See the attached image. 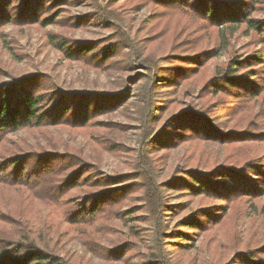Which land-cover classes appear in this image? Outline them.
Instances as JSON below:
<instances>
[{"label":"trees","instance_id":"16d2710c","mask_svg":"<svg viewBox=\"0 0 264 264\" xmlns=\"http://www.w3.org/2000/svg\"><path fill=\"white\" fill-rule=\"evenodd\" d=\"M120 1L105 0L102 7L98 0H0V30L100 26L111 35L95 41L50 38L65 60L85 69L147 70L140 87L146 92L139 163L129 175L109 177L77 152L26 149L8 136L49 126L95 127L98 117L123 104L129 88L119 96L73 93L40 74L6 77L0 84V198L10 204L15 198L18 206L11 212L0 209V264H83L65 250V237H79L108 261L128 262L134 242L105 248L97 241L131 211L142 212L153 224L152 259L139 264H178L203 234L209 240L220 234L239 248L228 264H264V237L253 231L244 243L239 230V222L264 200V0ZM83 4L92 5V13L63 17ZM140 8H149L150 15L131 36L123 13ZM243 38L237 49L233 42ZM189 84L199 87V102L164 120L165 94ZM183 146L189 147L188 156L161 181L159 166ZM210 147L220 148L222 155ZM169 192L197 204L174 208L165 198ZM135 201L140 208L123 212ZM38 205L50 211L37 228Z\"/></svg>","mask_w":264,"mask_h":264},{"label":"rangeland","instance_id":"374dc122","mask_svg":"<svg viewBox=\"0 0 264 264\" xmlns=\"http://www.w3.org/2000/svg\"><path fill=\"white\" fill-rule=\"evenodd\" d=\"M125 0L119 3L122 5ZM102 7L105 0H98ZM94 10L90 4L70 7L63 14V17L80 18L89 15ZM118 13V11H116ZM120 16L121 14H117ZM123 13L124 18H129V25L132 28L131 36L136 34L139 27L148 19L149 8L132 10L128 14ZM124 26V27H123ZM122 30H125V22ZM111 31L96 25L84 28L72 29L65 26H5L0 30V84L6 81V77L25 78L31 75H42L48 77L53 84L64 91L73 93L92 92L100 95L124 94L129 88L128 97L124 94L123 104L114 112L96 119L97 126L83 130L70 127L49 126L42 129L26 130L8 136L9 141L17 146L26 149H46L77 152L90 163L98 164L101 173L105 177L114 175H129L139 163L141 153V138L143 135V114H144V93L142 78L146 76L147 70L142 66H135V69L128 72L111 70L109 72H96L92 69H85L75 62L65 60L62 54L52 44L50 35H62L73 40L95 41L107 38ZM129 34V33H128ZM243 38L233 42L237 49L245 43ZM219 57V61H224ZM137 65V64H135ZM215 63L211 64V68ZM212 72L207 71V76ZM136 83V84H134ZM199 87L195 84L186 85L175 92L165 94L163 99L167 107L162 111L164 120L169 118L178 110H183L191 102H199ZM109 123L110 128L100 125ZM115 144L116 152H110L103 146ZM189 147L183 146L167 156L164 166H159L160 180H166L172 176L176 167L181 164V159L187 157ZM216 155H222V150L217 147H210ZM166 201L174 208H183L189 205H196V201H188L173 192L165 195ZM142 205L140 202H133L123 207V212L130 211L132 206ZM18 207L15 198L12 203L0 198V209L4 212H11ZM24 208V207H22ZM35 210L38 219L36 227H40V219L49 215V209H42L37 206ZM24 210V209H23ZM177 215L174 221L181 218ZM142 212L124 215L114 220L111 230L107 235H100L103 238L97 242L105 248L124 241H132L136 244L133 256L128 262H111L97 251H92L84 245L79 237H65V250L69 254L81 259L83 264H139L143 260L151 258L149 249V234L153 228L152 222L146 221ZM241 241L246 243L253 231H259L264 237V200L258 206H253L250 213L239 222ZM102 234V232H99ZM98 236V237H99ZM56 239V238H55ZM239 250L232 247L226 238L216 234L211 240L203 234L196 239L195 248L190 255H186L178 264H228L229 259ZM194 257V258H193ZM192 258V259H190Z\"/></svg>","mask_w":264,"mask_h":264}]
</instances>
